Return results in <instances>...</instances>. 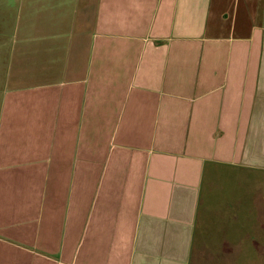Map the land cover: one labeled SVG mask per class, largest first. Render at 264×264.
<instances>
[{"label": "crops", "instance_id": "1", "mask_svg": "<svg viewBox=\"0 0 264 264\" xmlns=\"http://www.w3.org/2000/svg\"><path fill=\"white\" fill-rule=\"evenodd\" d=\"M243 173L264 0H0V264H194Z\"/></svg>", "mask_w": 264, "mask_h": 264}, {"label": "rangeland", "instance_id": "2", "mask_svg": "<svg viewBox=\"0 0 264 264\" xmlns=\"http://www.w3.org/2000/svg\"><path fill=\"white\" fill-rule=\"evenodd\" d=\"M243 175L239 182H229V191L235 204L234 211H230L228 224H225L223 211H216L212 216L214 218L212 221L215 222L212 238L218 240L216 243H219V246L212 250L208 248L210 250L207 252L206 258L204 249L199 252L200 248L197 246L194 264H264V211H256L255 205L258 200L263 201L264 205V176L256 173H243ZM236 208L247 210L235 211ZM258 219L261 221L259 222ZM227 227L231 230V237H234L236 243L240 245L230 246L228 249L221 246L219 238L225 233ZM244 233L246 234L244 235ZM249 233H259V239H256L255 246L252 244V240L248 239ZM207 240H210V234H207ZM248 246L254 248L249 250ZM256 249L261 250V254L256 252Z\"/></svg>", "mask_w": 264, "mask_h": 264}, {"label": "trees", "instance_id": "3", "mask_svg": "<svg viewBox=\"0 0 264 264\" xmlns=\"http://www.w3.org/2000/svg\"><path fill=\"white\" fill-rule=\"evenodd\" d=\"M246 233H244V235H245ZM249 235V239L250 240H252V244H254V246H255V244H256V239H259V233H249L248 234ZM245 238V237H244ZM235 239V238H234ZM235 243H236V239H235ZM248 248H249V250H251V248H254V247H252V246H248ZM248 248H247V250H248ZM256 252H259L260 254H261V250L259 251L258 249H256ZM258 254V253H257Z\"/></svg>", "mask_w": 264, "mask_h": 264}]
</instances>
